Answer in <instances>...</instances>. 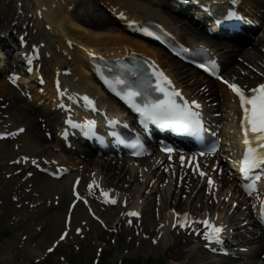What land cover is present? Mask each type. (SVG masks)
<instances>
[{
    "label": "bare ground",
    "instance_id": "1",
    "mask_svg": "<svg viewBox=\"0 0 264 264\" xmlns=\"http://www.w3.org/2000/svg\"><path fill=\"white\" fill-rule=\"evenodd\" d=\"M90 1L91 0L77 1V4L84 2V3L90 4L91 6L90 13L87 12L86 15L77 16L69 12L68 8L71 3L69 0H32V6L34 10L33 12L36 13L39 11L41 15V20L37 19V21L35 22L42 36V38L40 37V39H45V37H49V38L55 39L57 44L53 47V51H54L53 55H54L55 62H54V59L52 60V57L46 56L45 53H43V50L41 53L40 62L43 64L42 71L44 73L43 79L45 80L44 88H42L43 93L39 94L38 92L39 90H41L39 89L40 87L38 86L34 87L32 83H30L29 85L27 84L26 89H30V91L33 92L31 94L33 103L35 104L43 103L45 106H48V105L49 106H48V109H46V107H43V109L45 108L46 110H43L42 108L40 109L36 107L35 105H32L31 107H29L30 105H26L25 100L21 99V97L18 96V94L15 92L17 95L12 96L11 102L9 103L11 105V109H14V110H6L5 107L7 105L6 104L7 102L3 103L5 104V105H2L3 107L0 106V110H2V112L7 113L8 116L10 117L13 116L14 119H18L20 116H17V114L14 113V111L16 110V111H19L20 115L22 116L20 117L21 118L20 120L22 122L26 123V120L28 119L27 127H26L28 136L33 141L38 142L37 145H39L40 147L46 148L49 141H47L44 135L43 136L40 135V132L38 131L39 127L37 126L38 121L36 122V119L34 118V116L37 115V111H38L40 113L39 117L44 118V124L46 126H49L50 129L54 131L55 127L53 128L51 126H54V124L58 121L59 116L62 113L60 112V115L58 116V114L52 113L51 111H49V109H52L55 106V102L53 101L55 98L54 97L55 93H54V88H53V78L57 73L61 74L60 71L65 68L69 70L71 72V76L74 77L75 80H77L78 90H81V92L90 94L92 98H94L96 102L100 105V107H105L110 111L116 110V104L113 103L112 100L100 90L98 84L95 83V80L90 73V68L92 67V63L90 62L88 57L93 52L97 53L98 51H100L101 53L102 51V55H111V56L115 55V56L121 57V55H127L131 50H135L137 52H140L142 55L150 58L154 62H156L160 68L168 72V74L174 78V80L178 83L179 86L181 85L179 83V82H182L180 81L181 75L179 73L181 67L177 64V62L174 61L168 54L164 53L160 48H157L147 43L145 40L139 37L128 34L126 30L115 21L114 19L115 11L116 12L120 11V12H123V14H126L127 20H133V19L138 20V19H148L149 18L152 21H157L159 23H162L163 25L170 27L176 33L179 41L184 42L187 45H191L192 43L199 41L198 38H194V36L191 35V33L195 31L190 26L192 25V23L189 24L187 21L184 22V19L180 16V15H183L184 11H182L183 13L177 12V10L181 11V9L177 8L176 3L174 2L172 3L169 0H97L98 3L102 2L101 3L102 5L108 6L110 8L108 10L107 8L103 6L105 15L102 14L103 18L102 19L100 18L101 20H98V17L96 18L97 13H95L100 10L98 8L93 7ZM235 1H237L238 5L240 6V10L242 9L248 10L247 5L251 4V5H256L258 9L256 10V12L260 13L258 15L262 14V12H260L261 11L260 8H264V0H235ZM11 6H12V0H9L8 5H4L3 2L0 1V25L2 24L9 25L11 23L10 20L15 15ZM112 6L115 8V10H113ZM200 13L202 15H205V13H202V12ZM181 23H185L188 25L186 28H184V31L180 30L181 29L180 26L182 27ZM199 25L203 26L202 24H199ZM196 33L198 35H201L200 32L196 31ZM67 40H69V42L72 41L71 48L69 45L67 46L66 44ZM41 41L42 40H40L39 42ZM215 43L217 45H222L223 42L222 43L215 42ZM215 43L212 44L211 49L213 48L214 50H216L215 51L216 53L220 52V54L219 53L218 54L221 59L220 61L223 65V70H224L223 74L225 75L226 78H228L229 80L233 82L240 83L245 88L251 87L257 83L264 82V70L263 69L258 70L257 66L255 65L256 69H254L253 68L254 66H253L252 67L253 69L251 71H244V73L241 74L240 70H237V68H235L237 65L235 63L233 64L231 61L233 58V55L231 54L228 58L224 57L223 56V54L225 53L224 48L221 47L220 49H218L217 45H214ZM259 47H260V44L258 42H255L253 43L252 49L257 51V53L260 54ZM8 49L9 47L4 46L2 50H6L7 52ZM241 49L242 48L237 49L236 52L239 53ZM231 53H234V51H231ZM3 54L5 53L0 51V55L2 56ZM3 57L7 61V65L11 63H15L16 65L18 64L17 56H11L13 61L11 60V57L9 58L5 56ZM169 61L173 65H171ZM7 65H3L0 62V68H2L0 69V73L4 71L3 66H7ZM36 65L37 63H35V66ZM171 66L173 67V69H171ZM260 66L264 68L263 65H260ZM242 67L243 66L241 65L239 68L244 70V68ZM65 78L66 77L62 76L63 80ZM29 79L30 81L32 79H37L36 70L32 73L31 76H29ZM19 80H22V79L19 78ZM197 82H199V80H197ZM222 87L223 86L219 85L220 89L218 92H220L221 94L224 93V95L228 97V100L230 102L229 107H228L229 113L231 112L232 117L235 118L234 113L237 111V104H235V102L232 100L233 96L231 95V93L226 88L223 87L226 90V94H225L224 89ZM7 88H9V91L13 90L11 86H9L6 83L5 80L0 79V93L2 92L4 93L5 89L7 91ZM191 92L194 93L195 91H191ZM191 92L184 89V93H187L190 95ZM209 92H211V95H209ZM205 93H208L209 96L217 94L216 89L213 87H210L209 89L204 88L202 92H200L199 95L194 94V96L192 97L202 99L201 96L204 95ZM222 96L223 95H221L220 97ZM104 97H106V100H104ZM213 98L215 99V101L217 100L216 96H213ZM43 99L46 100L47 102H45ZM218 104H219L218 107H221V104H222L221 99L218 100ZM221 110L224 112L227 111V110H223V106ZM224 116L225 117L228 116L227 112ZM58 130L59 129L57 128V132ZM236 135H237V131L235 129V125H233L232 128L230 127L228 130L224 128L222 129V132H221V136H223L226 140H229V142H231L232 144L234 143L237 145ZM52 139L54 141V146H57V144L60 143L58 138L57 139L52 138ZM39 140H41L42 142H39ZM50 143H53V142H50ZM49 151L52 152L50 148H49ZM60 151H61L60 154H56V157H57L56 160L58 161L60 160V166H63L65 169L72 168L79 161L80 163H83L82 164L84 165L83 168L86 170L87 169L93 170V168H89V167H93V165H97L99 166L100 169L94 168L96 171L101 170V173H102V170H104L106 171V175L110 174L111 179L113 180L116 179V177H114L112 173V171L115 168L113 165L110 164V161L100 160V161L94 162L92 159L81 161L80 159H78V157L74 156L73 154L67 156L66 154L68 152L65 150L63 146H60ZM31 156H36V155L32 154ZM41 156H44V155L41 154ZM50 156H53V155H50ZM39 160H40L39 158L38 160H35L38 163V164L35 163V165H40L38 162ZM160 160L161 158L155 161H151L150 158L149 159L144 158L143 160L136 161V164H133L132 162H130V167H132L134 171L135 169L139 168V170L138 169L137 170L140 173H141L140 170H142V173L143 172L145 173L153 172L151 173V175L155 174L156 180H159L160 182H162L165 179L162 180L161 178H159L162 176V173L159 172L158 168L161 167V165L163 164V163L159 164L157 162ZM218 161L220 164H223L220 158H218ZM132 165H138V166L135 167ZM126 166H128V163H126ZM130 167H127V168L129 169V172L131 173ZM164 167H167V164H164ZM27 171L31 172L32 175L29 178L25 179L20 185H18V187L13 192V194L18 197V200L16 202L22 203L21 204L22 208L18 210L16 208H13V210H15L16 213H19V216L21 218L24 217L27 221L26 224L31 227V229L28 231L29 235L26 241L28 243V248L31 252L30 254H33L36 257H39L41 255V252L38 248V245L43 243L44 235L59 233L63 228H65L64 225L60 226L58 221H61V220L63 221V215L66 216V214L69 212L68 206H69V203L73 200L71 196V190H70L72 179H76L79 181V185L77 188H78L80 196L83 197V199H80L70 212V214L73 215V222H72V225H69L68 232H67L68 235L65 240L77 239V236L75 235L76 228H81L82 232L85 233L86 228L99 227L97 226L98 224L95 222V220H93L87 214L88 208L92 209V207H94L95 211L98 210L96 208L99 205L100 199L99 197L93 200L90 199L91 191H88L86 184L87 182L91 180V178L88 179L87 177H83L85 176L84 174L85 170L82 173L70 175L71 177L62 176L61 177L62 179L60 178L59 180L50 179L46 177L45 175L37 172L35 170V167L34 169L29 168ZM176 172H177V177H179L178 175H182L183 177L187 176L183 174V169H180V170L178 169L176 170ZM78 176H82V177H78ZM67 178L69 179V181L65 184L64 182L66 181ZM140 178L145 181L144 179L145 175L140 174ZM182 184H185V182ZM188 185L190 186L188 190V195H189L188 199L191 198L192 202L194 201V203H198L203 198L208 199L207 196H204V194L203 195L201 194L198 184H194V182L190 181ZM223 185H225V183H224V180L222 179L221 186L223 187ZM54 187H56L57 189H55ZM167 188H166V194L167 195L170 194L171 199H173L174 194H171V187L170 188L167 187ZM25 189H28V191L26 192ZM53 189H54V192H53ZM178 190H181V188ZM47 193H51V194L47 195ZM62 194L67 195V197L63 199L64 196H62ZM223 194H224V191L222 192L219 191V195H217L219 203H221L220 199H221V196H223ZM231 198L234 199L233 196ZM134 200L135 199H132V201H130V204L133 207H129L125 209L138 210L139 206L138 204L133 203ZM56 201L58 202V204H55ZM135 201L140 204L139 200H135ZM2 203L8 206L9 205L11 206L13 204L12 202L7 201L6 197H3ZM29 204H33L34 206L29 207ZM171 205L176 210L181 209L180 202L176 204L171 203ZM119 206L121 205L119 204ZM142 208L144 211V221L145 222L147 220L149 221L147 232H146L147 233L146 239L150 240L151 243L155 241L157 243L155 248H158V247L162 248L164 250V253H168L171 256H174V258H176L177 260L184 257V253L182 254V250H181L182 247L189 246L190 249L194 251L196 255H201L205 253L202 250H198V248H196V245L190 244L191 241L189 239L191 237L187 238V240L185 238H180V237H176L172 239L171 241L168 240V235L171 234L170 229H171L174 219H173L172 213H166V211H164V208H165L164 202L160 207H158V213H159V216H161V218L159 216H156L153 222H151V219H153V217H150L148 219L145 218L146 217L145 215L149 212V210L148 209L146 210V208L143 206ZM37 212L40 214L39 218L34 217V213H37ZM164 214L166 215L162 218ZM102 216L104 217V219H106V222L110 223L109 218L105 214L102 213ZM81 221H83L84 223L83 226H81ZM56 223H58L59 229L56 228ZM32 226L35 227V229L32 228ZM38 232H41V234H39V236H36ZM128 233L130 232H128L127 230H120V232H118V235H117L118 247H121V246L127 247L130 245V243L125 241L126 234ZM34 236L36 237L32 240L33 242H31V239ZM141 240L143 241V239ZM193 240L196 241L195 239ZM35 241L37 242L35 243ZM163 243L165 244L163 245L164 247L166 246L168 247V248L166 247L167 250L166 248L162 247ZM149 247H153V245H149ZM7 253L8 254H4L1 252L0 254L3 257H6V256L8 257L6 259L10 260L9 264H18L17 262L13 260L14 257L11 251ZM206 264H209V263H206Z\"/></svg>",
    "mask_w": 264,
    "mask_h": 264
},
{
    "label": "rangeland",
    "instance_id": "2",
    "mask_svg": "<svg viewBox=\"0 0 264 264\" xmlns=\"http://www.w3.org/2000/svg\"><path fill=\"white\" fill-rule=\"evenodd\" d=\"M90 3L92 4L93 7L98 8L100 10V11H97L95 13H97L96 18L98 17V20H101L103 18V15H105L104 14L105 11L103 9L104 5L101 4L102 2L98 3L97 0H91ZM70 5H71V3H70ZM69 7H71V9H69L71 14L77 15V16L86 15L87 12L90 13V11H91L90 4H87L84 2H82L80 4H76L74 6H69ZM87 7H89V8H87ZM12 8H13V11L16 13V16H17V13H19V11H23L24 15L25 14L27 15V17H28L27 25H29L28 26L29 29L32 30L31 37H35V38L39 39L40 33L38 34V32H37V27H36L37 24L35 23L37 20L34 17L32 0H13ZM17 10H18V12H17ZM16 20L21 22L20 17H18V16H17ZM4 26H6V25H4ZM13 27H14V29L10 30ZM4 28L5 27L0 26V30H2ZM20 29H21L20 27L10 25V28L8 31H10L9 32L10 35L13 36V32L14 31L17 32ZM25 30H27V29H25ZM35 30H36V34L34 35L33 31H35ZM11 38H9V40L12 41V45L15 46V43L13 42L14 40H13V38L12 39ZM41 38H42V36H41ZM47 40L51 44L50 47H53L55 44H57L55 42V39L47 38ZM46 46H47V50L49 51L48 44ZM13 51H14V49H13ZM245 51H247V52H245L247 54L239 53V54L235 55L233 63H235L237 65V67H240L242 65L243 66L242 68H244L245 71H251L253 68L256 69L255 68L256 66H257L258 70H262V69L264 70V68L262 66H260L261 64H259V63L255 64L256 66L252 65V66L246 67V65H248V63L251 62V60H253V58H255V57L259 58L260 54L257 53V51H254V53L252 54L251 50H249V49H245ZM226 55H228V54L226 53ZM171 65H173V64L171 63ZM171 69H173L172 66H171ZM244 70L241 71V74L244 73ZM259 72H261V71H259ZM179 73L181 75L180 81H184V83H185L187 80L190 79V75H188L189 78L186 77V75H187L186 72L183 71V72H179ZM257 77H258V75H257ZM68 81L73 82V78L70 76L65 83H69ZM179 83H181V82H179ZM186 86H188V85L186 84ZM24 87L26 88V86H24ZM35 90H37V89H35ZM5 92L8 94H6ZM224 92L226 94L225 89H224ZM15 95H17V94L13 90L9 91V88H7V91H6V89H5L4 93L3 92L0 93V105H2L4 103V101H6L7 102L6 103L7 105L5 107L6 110H14V109H11V105L9 103L11 102L12 96H15ZM209 95H211V92H209ZM221 95H223L222 98H223V100H225V101H222L221 106H225V104H227L228 105L227 107H229L230 102L228 100V97L226 95H224V93H222ZM212 96L217 97V94H214ZM21 99H23V98H21ZM104 100H106V97H104ZM25 102L27 104H30L29 103L30 100H28V102L27 101H25ZM43 107H46V109H48L47 106H45V105H42V109H43ZM46 109L44 108L43 110H46ZM3 113H5V112H3ZM14 113L17 114V116L22 117L20 115L19 111L15 110ZM4 116H6L7 118ZM20 117L18 119H14L13 116H11L10 120H9L8 115H3L2 119L0 118V123L3 122L4 126H6L8 123H10L11 127H15L19 124H23V125H25V127H27L28 119L26 120V123H25V122H22L20 120L21 119ZM34 118L36 119V122L38 121L37 126L39 127L38 131L40 132V135L41 136L44 135V137H45V134H46L45 129L47 128V126H44V123H42L38 120V118H41V117H39V114L35 115ZM49 132H51V131L49 130ZM22 135L23 136L19 137L18 139H15L11 142H8V141L7 142H5V141L0 142V199L6 195L5 197H7V201H10V199H11L10 194L21 183L20 176H18L19 178L17 177V175H18L17 171H16L17 172L16 175H15V173L12 175L13 167L18 166L19 168H21V166L16 165V164L10 165L9 162L13 161L12 159L15 156H17L18 153H29V155L34 154V155L39 156V157L41 156V154H43L45 156V155H51L54 153V150L51 149V146H52V143H50L51 140H49V143L47 146L51 149L52 152L49 151V148L47 146H46V148L40 147L39 145H37L38 142H35L31 138H29L27 130ZM39 142H42V141L39 140ZM45 144H47V143H45ZM127 163H128V166L130 167V162H127ZM137 169L139 170V168H137ZM140 169H142V168H140ZM130 170L132 173L133 168L130 167ZM117 171L118 170H116V168H115V173H113L114 177L117 176V174H118ZM140 171H141V174H143L145 176L153 173V172H151V173L143 172L142 173V170H140ZM102 173L104 175L105 171L102 170ZM119 173L120 174L118 175V178L120 180H122L124 178L128 179L130 176L129 172L125 171V169H123L122 172L120 170ZM82 176H78V177H82ZM83 177H86V176H83ZM103 178H105V177H103ZM159 178L164 180L166 178V176L163 177V173H162V176ZM68 181H69V179L67 178L64 183L66 184ZM153 187H155V186H153ZM54 188L57 189L56 187H54ZM148 189H149V187L147 188V190ZM47 191H49V190H47ZM53 192H54V189H53ZM50 194L51 193H47V195H50ZM62 196H64L63 199H65L67 197V195H65V194H62ZM184 196H185V194L183 193V194H181V197H180V195L177 197V199L182 202V204H181L182 210L187 205V203H186L187 199ZM149 199H152V196H150ZM133 203L138 204V206H140V204L138 202H136L135 200ZM225 203L231 205L230 201H227ZM13 204L11 206L10 205L8 206L4 203L0 204V253L2 252L4 254H8L7 252H10L11 248H13V251L16 252L17 254L28 253L29 259H31V263L37 264L36 262L33 261V258L35 259L36 256L33 254H30L31 252L28 248V243L26 242L28 235H29L28 231L31 229V227L26 224L27 221L24 217L21 218L19 216V213H16V211L13 210V208H16V206H15L16 204L15 203H13ZM26 205H27V203H26ZM151 206H152V203L148 204L147 207L144 206V207H146V210L147 209L149 210V212L146 214V217H145L147 219L152 217ZM21 208H22V206L20 208H16V209L18 210ZM237 209L240 212V207H237ZM102 210L104 211V213L106 214L107 217H111L114 215L116 208L114 206H111V208L104 206V207H102ZM149 214H150V216H149ZM165 215L166 214H164L162 216V218ZM158 216H159V213H158ZM34 217L39 218L40 214L38 212L34 213ZM155 217L156 216H154V218L151 219V222H153L155 220ZM159 217L161 218V216H159ZM64 219H65V216L63 215V221L62 220L58 221L60 226L64 225ZM72 222H73V215H71L69 225H72ZM58 223H56V228L59 229ZM144 224L148 226V220ZM32 228L35 229V227H33V226H32ZM91 228L92 229L87 231L88 233L85 234L83 238H78L77 242H73L72 240H61L59 243H56L58 233L45 234L43 237V243L38 245L40 252H43L42 258H41L43 260L40 259L41 262H38V264H95L99 258V254H101V252H102V257H101V262L99 264H178L180 261H182L184 264H206V263L220 264V262H218L216 259H212L211 257H209L206 254H201V255L195 256V252H190L188 247L183 248L184 251H182V254L183 253H184V255L186 254L185 255L186 257L181 258L179 260H177L176 258H174V256H171L168 253H164V250L160 247H158V248H155V246L149 247L150 241H145V240L142 241L141 240V242H142L141 246L138 249H134L133 248V244H134L133 240L129 239V238L126 239L127 236H129V237L131 236L128 234H126L125 241L130 243V245L127 247H125V246L118 247V243H117L116 239L114 240L115 241L114 243L110 241V238L114 237V234L112 233L110 228L109 229L105 228V229H101V230H100V228H99V230H96L93 227H91ZM170 232H171V230H170ZM39 234H41V232H38L36 236H39ZM36 236H34L31 239V242H33L32 240ZM168 236H170V234ZM36 242L37 241H35V243ZM144 242H145V244H144ZM163 245H165V244L163 243L162 247H164ZM166 245H168V244H166ZM47 247H48V249L46 250ZM166 247H164V248H166ZM8 248L10 250H8ZM167 248H166V250H167ZM49 249H52V251H49ZM45 250H46V252H45ZM181 250H182V248H181ZM259 252H258V256H259ZM6 258H8V257L7 256L3 257L0 254V264H9L10 260L9 259L7 260ZM187 260H188V262L186 263ZM249 264H251V263H249Z\"/></svg>",
    "mask_w": 264,
    "mask_h": 264
},
{
    "label": "snow or ice",
    "instance_id": "3",
    "mask_svg": "<svg viewBox=\"0 0 264 264\" xmlns=\"http://www.w3.org/2000/svg\"><path fill=\"white\" fill-rule=\"evenodd\" d=\"M229 15L234 16L236 13L231 12ZM201 67H204V65H201ZM155 75L157 76V84L154 90L163 93V98H145L141 104H137L136 97L143 96L144 93L131 86H126V91L123 92L122 98L132 104L138 113H141L143 117L141 121L142 123L145 121H153L163 127L174 128L178 132L197 134L202 126L201 114L198 111L202 106L199 101L195 99L190 101L184 99L182 102H178L177 97L182 95L181 91L172 84V81L163 73V71H156ZM221 79L223 78L221 77ZM105 80L112 91L117 92L114 83L108 81L107 78H105ZM12 82H16L15 78H13ZM224 82L226 84L229 83L227 80ZM115 83L125 84V81L117 77ZM164 84L170 86V90L169 88L164 87ZM229 86L238 95L243 112L241 125L244 134L243 143L245 145V151L241 160L240 170L245 176L254 174L255 179L259 180L261 179V175L255 173L254 170L264 168V84L257 85L251 89H245V87L238 83H230ZM117 95H121V92H117ZM83 99L89 106L95 107L94 100L89 96L85 95ZM69 123H72V121L69 120ZM87 123L88 126L91 127L94 124V121H88ZM19 131L22 132L24 130L20 129ZM10 134L14 135V133ZM212 150L214 151L215 149ZM164 151L172 153L174 149L168 147L165 148ZM134 154L139 155L141 153L134 152ZM25 159H27V157H25ZM193 159H195V157H193ZM181 161H184L183 156H181ZM32 163L35 164L36 161L33 160ZM200 174L206 175V173L203 172ZM29 175H31V173H29ZM95 183L96 182L93 181V184ZM208 184L209 190L211 191V187L214 184L211 177H208ZM89 187L91 188L92 185H89ZM254 187L255 182L246 185L248 190H252ZM101 191L107 203H116V200L109 196L108 191L103 189ZM77 198L83 199V197H80L79 193H77ZM261 212L264 213V208L261 209ZM128 215L138 216L140 213L137 211H131ZM176 215L178 218L173 227L179 225L180 227L187 228L191 224L196 223L194 219H189L188 213H176ZM181 216L183 219H180ZM201 223L206 226L203 233L205 240L210 242L215 241L217 243L222 241V234L226 228L224 224L217 225L209 219H205L201 221ZM67 235L68 233L65 231L64 234L61 235L60 240L65 239ZM59 242L60 241L58 240L56 243ZM49 251H52V249H49Z\"/></svg>",
    "mask_w": 264,
    "mask_h": 264
}]
</instances>
